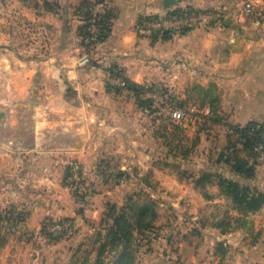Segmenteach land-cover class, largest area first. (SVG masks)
<instances>
[{
  "label": "crops",
  "instance_id": "0c3cea01",
  "mask_svg": "<svg viewBox=\"0 0 264 264\" xmlns=\"http://www.w3.org/2000/svg\"><path fill=\"white\" fill-rule=\"evenodd\" d=\"M91 1L0 0V210L11 205L23 211L20 232L39 234L51 219L71 220L77 227L74 237L55 243L41 236L0 238V264H76L77 251L98 230L109 190L127 183L105 179L100 165H107V172H166L173 182L187 184L201 202L227 200L216 187L209 188L212 197L206 199L192 179L160 166L159 158L166 154L160 151L156 127L164 116L149 115L127 87H111L110 68L116 67L132 84L158 89L168 105L195 106L202 112L213 103L230 115L226 121L221 117V123L264 124V16L250 23L239 15L238 2L181 0V6L220 9L227 15L220 25L164 38L138 28L145 17L166 12L163 0H109L110 32L88 49L81 36L82 5ZM87 54L91 64L80 66ZM154 104L160 108V102ZM197 130L198 143L203 130ZM220 132L226 140L227 130ZM73 162L81 163L86 184L94 189L82 205L66 181ZM257 169L254 185L264 190ZM245 218L264 220V206ZM209 229L222 239L213 244L211 258L196 262L190 252L189 264H218L215 245L237 231ZM261 248L255 241L238 250L232 247L236 254L229 264H264V254L259 259L255 254Z\"/></svg>",
  "mask_w": 264,
  "mask_h": 264
},
{
  "label": "rangeland",
  "instance_id": "374dc122",
  "mask_svg": "<svg viewBox=\"0 0 264 264\" xmlns=\"http://www.w3.org/2000/svg\"><path fill=\"white\" fill-rule=\"evenodd\" d=\"M11 2V0H9ZM96 0H92L91 2L94 3ZM109 1V0H108ZM215 0H212V2ZM232 3H237L240 5V12L241 14L242 9L244 8L245 4L251 3L252 4V12L248 15L242 14L240 16H247L246 20L250 23L260 20L261 17L264 16V0H260L259 2H253L252 0H229ZM240 2V3H239ZM9 7L11 6L8 5ZM8 7V8H9ZM179 7L181 10H202V11H210L219 13V17L216 19V22H213V25H220L223 17L227 15L226 11L224 10H211L207 9H199L190 6H181L180 3L175 5L171 8ZM4 12L5 20L9 22V32L11 35V8L10 10ZM169 8V9H171ZM238 15V16H239ZM147 19L145 17L143 20ZM140 21L138 24V28L143 22ZM212 25V24H211ZM210 26V25H208ZM207 26V27H208ZM206 27V26H204ZM200 28V27H199ZM193 30V29H192ZM188 31V30H187ZM185 32V31H184ZM145 33V32H144ZM183 33V32H182ZM147 34V33H146ZM181 34V33H179ZM175 34V35H179ZM11 37V36H10ZM9 50L11 51V40L9 43ZM3 50V49H2ZM145 99V98H143ZM3 105V104H1ZM153 105L154 102H153ZM159 105V104H158ZM4 106V105H3ZM161 113L164 116L163 121H160L159 124L157 123L159 136L160 139V151L163 154H167V152L174 147V145H182L186 149L191 151L189 160L180 161L179 160V167L183 169L191 170V168H196L198 161L200 159H205L207 154L211 149L221 148L225 145V138L223 135L221 136V130L227 129L225 127H214L209 126L204 123L205 117H222L223 120H227L228 113L225 114V111H221L220 109H216L213 112L209 109V114L203 115L199 113L195 119L191 122H176L169 116V109L172 108H187L186 107H174L172 104L165 106L160 103ZM6 109V107H5ZM229 111L228 109H226ZM215 113V114H214ZM226 116V118L224 116ZM156 116V115H155ZM230 116V115H228ZM203 128L205 130H203ZM197 129L203 130L201 135V140L197 143L195 140V132L198 131ZM6 131V130H5ZM171 139V146H167L166 138ZM184 149H181V151ZM177 149V154L181 152ZM180 159V158H179ZM160 166H164L165 159L164 157L159 158ZM260 166L257 176L259 179L264 180V162L257 160V165ZM99 168H103V166ZM176 172V171H175ZM177 173V172H176ZM68 174V173H67ZM129 180H125L127 183L125 186L118 185L113 186L109 190L110 194L106 196L107 203L105 204L106 211L108 209L109 204H117L122 206L124 204L126 195L131 192L139 191L140 189L144 191L143 197L141 199L148 201V199H152L156 202V211L158 213V218L154 222L155 230L153 232L148 233L145 237L141 238L139 241V247L136 253L135 263L134 264H189L186 260L190 252H194V255H191V259L198 262L200 259H207L211 258V253L213 250V244L217 239H222V236L215 233L211 229L210 226H214L217 222L224 221L228 226L229 230L236 229L234 231L235 234L231 236H226L225 240L222 242L225 245H228V254L224 260V264H229L230 260H233L235 256V251L232 249L242 248L243 245L251 243L253 241L256 244L264 245V220H252L251 218H244L243 220H236V217H239L240 214L235 211L230 203L226 200L216 199L214 202H201L196 196L191 194V190L185 183H175L173 182L175 179L172 177L169 178L166 172L159 173V172H149V171H142V172H130ZM178 175V174H177ZM82 177L84 182L85 191L83 193H78L77 191L71 189L68 184L67 177V185L69 186L73 197L80 202L82 205L83 202H86V197H89L94 189H91V186H87L86 184V176L82 170ZM187 180V179H185ZM116 182V181H115ZM172 185V186H171ZM171 186V187H169ZM220 200V201H219ZM22 210H14L10 206H6L0 210V225L11 220L12 215L19 219V216L23 215ZM20 214V215H19ZM104 216V214H103ZM3 217V218H2ZM196 217V219H192ZM247 217V216H246ZM249 217V215H248ZM103 219V217H102ZM23 220H21L22 222ZM46 221H53L58 222L61 220H46ZM46 221H44L43 226L45 225ZM73 223L72 228V236L77 232V227L75 223L71 220H66ZM102 221V220H101ZM100 221V224H101ZM260 221V222H259ZM42 226V228H43ZM203 226H207V229L203 231L204 234L202 235H193V231L196 229H200ZM198 231V230H196ZM98 232L103 233V228L101 225L98 226V230L93 233L91 232L92 236L90 237L88 243H84L85 248L83 250L77 251V262L76 264H93L94 259H96L97 249H98ZM191 233L192 235H189ZM187 235V242H184V236ZM43 237L49 243H55L59 240L65 239L67 237L62 238H53L52 236H48L45 233L39 234H32L30 239L38 240V237ZM0 238L9 240L11 239V233L7 231L0 232ZM23 239H28L23 237ZM35 240V241H36ZM138 243V242H137ZM78 244V242H77ZM76 244V245H77ZM233 244L234 246H229ZM188 245V246H187ZM216 247V245H215ZM215 247L213 251V256H215ZM92 248V250H91ZM190 250V251H188ZM236 250V251H237ZM258 249L257 251H259ZM264 249L261 248L259 252H256V258L262 256L264 254ZM238 252V251H237ZM191 254V253H190ZM185 258V260H184ZM259 259V258H258ZM218 260V259H217ZM194 262H192L193 264Z\"/></svg>",
  "mask_w": 264,
  "mask_h": 264
},
{
  "label": "trees",
  "instance_id": "16d2710c",
  "mask_svg": "<svg viewBox=\"0 0 264 264\" xmlns=\"http://www.w3.org/2000/svg\"><path fill=\"white\" fill-rule=\"evenodd\" d=\"M93 6L94 3L92 2H85L82 5L83 26L81 27V36L85 46L89 45L86 39L89 36V20ZM111 16V11L108 9V12L98 22L101 33L93 46L108 36L111 28ZM151 17L148 16L147 19ZM170 35L165 33L162 36L168 38ZM109 73L112 76H120L125 81L127 89L135 93L138 105L147 110L149 115L154 117L162 115L161 108L154 107L153 101L143 99L142 96L146 87L130 83L116 67L110 68ZM212 109L215 112L216 107L213 103L211 111ZM221 122V118L218 116L204 118V123L209 126H224L227 129V135L225 145L219 149H211L203 164H198L196 168H191V170L179 167V160H189L191 151L178 144L174 145L164 156L166 160L164 165L173 168L181 179H192L194 188L200 191L206 199L212 197L208 191L210 187L218 188L220 194L240 214L239 217H236V220L239 221L247 215L259 211L264 206V190H260L254 185L257 165L255 150L262 143L264 128L263 124L255 121L244 126ZM205 129L203 128V130ZM169 139V137L166 138V144L170 148L172 141ZM177 149L184 150L177 154ZM107 167L104 165L100 171V174L104 175L107 180L119 182L130 178L129 173L124 171L107 172ZM143 195H145L144 191L140 189L126 195L122 206L109 204L100 224L103 233L98 232V249L93 264L135 263L139 240L155 230L154 222L158 218L156 202L150 198L148 201L141 199ZM23 219V215L19 216V220ZM214 226L223 232L229 230V226L224 221L217 222ZM42 232L45 233L44 226ZM227 254L228 245L219 242L215 247L214 254V257L218 259V264H224Z\"/></svg>",
  "mask_w": 264,
  "mask_h": 264
},
{
  "label": "built area",
  "instance_id": "2783aa9c",
  "mask_svg": "<svg viewBox=\"0 0 264 264\" xmlns=\"http://www.w3.org/2000/svg\"><path fill=\"white\" fill-rule=\"evenodd\" d=\"M109 1L108 0H96L91 11V18L89 20V36L86 39L88 49L93 47V44L97 41L98 36L101 33L100 26L98 22L103 18V16L108 12ZM252 12V4H245L241 11V14L248 15ZM219 17V13L202 11V10H181L179 7H174L168 9L161 15H153L150 19H145L139 26V29L150 36H162L165 33L175 35L182 33L187 30L196 29L199 27H204L208 25H213L216 19ZM90 55H85L80 61V66H86L91 64ZM108 83L111 87L115 89H125L126 83L120 76L110 75L108 78ZM143 98L149 99L151 101L160 102L168 106L169 101L163 95L161 91L156 88H146L143 93ZM209 109L199 111L195 106H190L187 108H172L169 109V116L176 122H191L195 117L202 113L203 115L209 114ZM264 128V124H263ZM257 160L264 162V134L262 137V143H260L256 148ZM67 181L71 189L77 191L78 193H83L85 191V184L82 177V166L79 162H73L69 166V171L67 174ZM21 222L17 217L12 215L11 220L1 223L0 232L7 231L11 235H17L18 237H32V234L26 231L20 232L17 230V225ZM73 223L69 221H46L44 227L45 232L52 236L53 238H62L72 235ZM43 233V232H42Z\"/></svg>",
  "mask_w": 264,
  "mask_h": 264
},
{
  "label": "water",
  "instance_id": "95a60500",
  "mask_svg": "<svg viewBox=\"0 0 264 264\" xmlns=\"http://www.w3.org/2000/svg\"><path fill=\"white\" fill-rule=\"evenodd\" d=\"M181 0H163V6L165 9L178 5Z\"/></svg>",
  "mask_w": 264,
  "mask_h": 264
}]
</instances>
